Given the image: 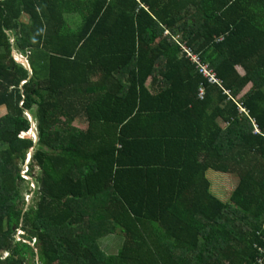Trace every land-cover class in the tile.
<instances>
[{"label":"trees","instance_id":"1","mask_svg":"<svg viewBox=\"0 0 264 264\" xmlns=\"http://www.w3.org/2000/svg\"><path fill=\"white\" fill-rule=\"evenodd\" d=\"M13 50L28 52L30 80ZM2 106L0 264L262 257L264 0H0ZM208 170L237 178L229 203ZM116 226L124 242L108 255L99 243Z\"/></svg>","mask_w":264,"mask_h":264},{"label":"rangeland","instance_id":"2","mask_svg":"<svg viewBox=\"0 0 264 264\" xmlns=\"http://www.w3.org/2000/svg\"><path fill=\"white\" fill-rule=\"evenodd\" d=\"M69 19H71L69 17ZM77 20V19H76ZM72 21H74V17H72ZM77 22H79V20H77ZM180 40V39H178ZM13 41V40H12ZM18 53V52H17ZM29 61V59H28ZM28 73V72H27ZM28 76V75H27ZM28 80V78H27ZM22 82H25V81H22ZM22 84V83H21ZM3 112H0V115H3L2 114ZM62 121H64L62 119ZM75 127L77 128H85V126L83 124H79L78 122H75L73 124ZM225 126V125H223ZM23 137H33L34 141H35V138H34V133L32 132V130L27 133V134H23ZM28 160H29V156L27 157V160H26V163H25V166L23 167V171H22V175H23V178L26 179V180H32V178L30 176H28ZM217 172L215 171H212L210 172V174L208 175L209 177V180L211 182V190L210 192L215 195L217 198H219L221 201H223L224 203H229L230 201V197H231V194L232 192L234 191L236 185H237V180L233 177V176H230V175H217L215 174ZM33 174L35 176L39 175V169L36 168L35 169V172H33ZM30 189L32 190H37V185L34 183L30 184ZM23 193H24V196L26 197V201L28 202V205H32L33 203V194H31L30 196H28V185L26 184V186L24 187L23 189ZM16 223H18L19 225V220L17 218H14L11 217L10 218V224L11 226H15L17 225ZM13 230H11V227L8 226V232L13 234L12 233ZM21 234L23 235L22 232H17L16 233V241H20L21 240ZM115 235L116 237H120L122 236V231L119 227H116V230H115ZM117 240L114 239V241L112 242H109L108 239L104 238V239H101L100 240V245L102 247V249L104 250L105 253L107 254H110V253H113L114 251L113 250H117L115 249V247H112L113 244L116 243ZM106 247H110L108 250L105 249ZM7 256H5V254L3 255V258H6Z\"/></svg>","mask_w":264,"mask_h":264},{"label":"built area","instance_id":"3","mask_svg":"<svg viewBox=\"0 0 264 264\" xmlns=\"http://www.w3.org/2000/svg\"><path fill=\"white\" fill-rule=\"evenodd\" d=\"M168 34H169L168 31H166L165 35L167 36ZM11 42L13 43V41ZM181 48H182V55H185V57L189 59L192 62V64L196 66V69L199 71V73L204 78H206L210 84L218 85V86L222 85V81L217 77L216 73L208 66V64L202 62L199 55L194 53L188 46H186L185 43L181 44ZM17 58L26 60L28 62V52L25 55H18ZM226 93L229 94V92ZM204 97H205V89L202 86L199 89L198 98L202 100ZM258 250L262 255V257L257 259V264H264V249L258 248Z\"/></svg>","mask_w":264,"mask_h":264},{"label":"crops","instance_id":"4","mask_svg":"<svg viewBox=\"0 0 264 264\" xmlns=\"http://www.w3.org/2000/svg\"><path fill=\"white\" fill-rule=\"evenodd\" d=\"M150 86H151V79L150 80H148V82L146 83V87L149 89L150 88ZM0 112H3L2 114L3 115H0V117H2V116H4L6 113H7V110H6V107H4V106H2V107H0ZM79 123V122H78ZM80 124V123H79ZM80 128V127H79ZM81 129V128H80ZM82 129H84V128H82ZM213 170H208L207 172H206V179L210 182V180H209V177H208V175L210 174V172H212ZM216 172V171H215ZM215 174H217V175H230V176H233L236 180H237V178L234 176V175H231V174H225V173H221V172H217V173H215ZM237 183H238V180H237ZM237 186V185H236ZM236 188V187H235ZM210 190H211V182H210ZM215 196V195H214ZM219 199V198H218ZM220 200V199H219ZM223 202V201H222ZM117 227V226H116ZM116 227H115V230H116ZM104 238H106V239H108L109 240V242H112V241H114V239L115 240H117L116 241V243L115 244H113L112 245V247H115V249H117V250H113L114 252L113 253H110V254H108V255H115V254H117V252H118V250L122 247V245H123V242H124V234H123V232H122V236H120V237H116V235H115V231L112 233V234H109V235H107L106 237H104ZM104 238H102V239H104ZM110 247H106L105 249H109ZM107 254V253H106Z\"/></svg>","mask_w":264,"mask_h":264},{"label":"water","instance_id":"5","mask_svg":"<svg viewBox=\"0 0 264 264\" xmlns=\"http://www.w3.org/2000/svg\"><path fill=\"white\" fill-rule=\"evenodd\" d=\"M12 55H13L14 59L16 60V62H18L19 64L23 65L25 67V69L28 71V73H29V79L28 80H30L32 78V76H33V71H32V68H31L29 62H27L26 60H23V59H18L17 58L18 57V54L14 50H13ZM23 84H21V86ZM26 116L29 118V120H30V122L32 124V132L34 133L35 145H36L38 143V140H39L36 123H35L32 115L29 112H26ZM33 154H34V148L31 150V152L29 154L28 163L31 162V159H32Z\"/></svg>","mask_w":264,"mask_h":264},{"label":"clouds","instance_id":"6","mask_svg":"<svg viewBox=\"0 0 264 264\" xmlns=\"http://www.w3.org/2000/svg\"><path fill=\"white\" fill-rule=\"evenodd\" d=\"M15 51V50H14ZM17 53V52H16ZM18 54V53H17ZM18 55H21V54H18ZM16 61V60H15ZM29 62V61H28ZM17 64H19L18 62H17ZM29 64H30V62H29ZM21 65V64H20ZM25 68V67H24ZM26 82V81H25ZM25 82H22V84L23 83H25ZM20 232H22L21 230H19ZM23 233V232H22ZM5 256H6V254H5ZM7 256H8V254H7Z\"/></svg>","mask_w":264,"mask_h":264}]
</instances>
